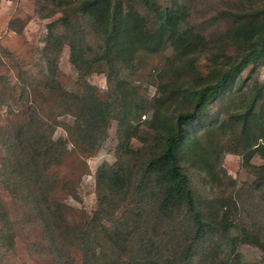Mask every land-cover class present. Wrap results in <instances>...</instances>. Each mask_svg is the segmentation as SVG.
Returning <instances> with one entry per match:
<instances>
[{
  "label": "rangeland",
  "instance_id": "rangeland-1",
  "mask_svg": "<svg viewBox=\"0 0 264 264\" xmlns=\"http://www.w3.org/2000/svg\"><path fill=\"white\" fill-rule=\"evenodd\" d=\"M82 1L0 0V264H264V54L181 136L178 160L207 230L198 236L183 207L161 209L147 168L165 117L192 109L183 91L224 62L213 47L241 2L114 0L128 28L117 27L106 57ZM156 8L175 9L201 48L174 49ZM50 24L75 35L81 69L66 40L58 53L47 42ZM91 92L112 104L106 129L88 114Z\"/></svg>",
  "mask_w": 264,
  "mask_h": 264
},
{
  "label": "trees",
  "instance_id": "trees-1",
  "mask_svg": "<svg viewBox=\"0 0 264 264\" xmlns=\"http://www.w3.org/2000/svg\"><path fill=\"white\" fill-rule=\"evenodd\" d=\"M239 1L242 7L239 5L236 10L227 14L225 18L229 20L230 28L218 36L217 44L213 47L224 62L215 67L210 73L212 79L203 83L201 87L188 88L183 91V99L191 105L192 109L179 112L174 122L173 118L165 117V121L160 125V152L151 156L147 162L148 170L163 187L161 209L183 207L192 219L198 236L210 227L211 222L195 207L186 173L178 160V149L185 124L194 119L197 108L217 97L246 66L264 54V0ZM80 5L81 14L92 17L94 23L104 29L102 33L104 53L108 57L112 50V41L116 37L117 27L126 25L128 28L127 21L125 22L114 13V0H83ZM155 15L160 34L168 36L174 49L178 48L182 52H188L201 48L202 41L199 35L186 34L175 9L156 8ZM218 18H224V14H219ZM51 25L48 28L47 42L49 41L58 53L62 43L66 40L70 48L71 62L76 68L81 69L82 53L76 45L75 35L72 34L70 37L57 35ZM108 25L111 26L110 32L105 31ZM229 48H232V52H228ZM87 68L89 72V66ZM178 90L180 88L176 91ZM89 96L91 99L88 104V114L92 120H95V123L101 122L102 127L106 129L112 113V104L98 99L92 92ZM82 138H86L85 134ZM88 146L92 148L98 146V143L94 142L92 145L88 143ZM102 173L105 174L107 171L102 169ZM118 178L112 179V182H116ZM248 238L249 236L245 240L261 245L259 239L250 241ZM238 262L239 260L235 259L234 264ZM153 264L159 263L153 262Z\"/></svg>",
  "mask_w": 264,
  "mask_h": 264
}]
</instances>
